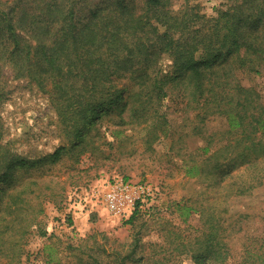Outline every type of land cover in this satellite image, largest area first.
Instances as JSON below:
<instances>
[{
	"label": "trees",
	"instance_id": "trees-1",
	"mask_svg": "<svg viewBox=\"0 0 264 264\" xmlns=\"http://www.w3.org/2000/svg\"><path fill=\"white\" fill-rule=\"evenodd\" d=\"M196 1L13 0L7 8L0 4V106L6 70L15 79L35 83L49 95L79 155L93 138L90 132L109 114H115L119 125L151 127L155 134L147 138V145L173 135L171 120L162 110L171 98L184 105V112H194L189 136H203L209 116L225 119L223 143L211 133L205 146L195 150L202 161L192 154L190 161H183L186 175L198 176L222 199L199 208L178 203L184 222L191 213L200 215L203 228L196 236L164 230L163 242L144 243L138 236L107 249L90 235L66 247L74 264H168L173 253H187L195 264H264V233L244 234L235 257L228 243L242 232L237 226L242 214L230 209L228 199L246 195L264 182V104L255 89L237 78L238 71L264 73V0H229L214 16L202 12ZM126 77L133 82L130 88L114 83ZM4 136L0 113V264H21L32 228L46 235L40 221L44 203L62 202L63 197L55 188H50L53 195L44 194L39 181L20 178L18 172L54 164L65 147L28 156L4 143ZM241 168L243 173L232 174ZM139 203L128 212L131 226Z\"/></svg>",
	"mask_w": 264,
	"mask_h": 264
},
{
	"label": "rangeland",
	"instance_id": "rangeland-1",
	"mask_svg": "<svg viewBox=\"0 0 264 264\" xmlns=\"http://www.w3.org/2000/svg\"><path fill=\"white\" fill-rule=\"evenodd\" d=\"M12 1L0 0V4L7 8ZM195 3L200 4L207 16H214L216 9L225 8L229 0H197ZM237 78L243 86L255 89L264 104V73L238 71ZM114 83L127 88L133 85L127 77L115 79ZM4 84L5 99L0 106L5 130L3 142L28 156L49 154L59 146L65 147L54 164L18 172L20 178L25 175L39 181L45 189L44 194L53 195L50 188H55L54 191L62 193L63 197L62 202L44 203L40 221L46 235L40 236L38 230L32 228L33 234L25 244L21 264H74V258L69 257L71 251L66 247L77 246L90 235H95L96 241L107 245V249L119 248L120 244L129 243L138 236L144 243L163 242L166 240L164 230L194 237L203 228L201 217L191 213L184 222L178 203L188 202L199 208L206 201L222 200L218 199L221 194L207 189L198 176L186 175L187 165L183 161H190L191 154L202 161L201 152L195 150L205 146L209 134L217 133V142L223 139L222 132L226 128L223 117H207L203 136H189L186 133L190 132L195 120L194 112L181 110L184 105L174 98L165 100L162 110L171 120L174 134L161 136L147 145V138L152 140L155 134L151 127L143 123L119 125L115 114H109L97 124L98 130L90 132L93 138L86 145V151L79 155L78 147L71 148L46 92L28 79H15L9 70L5 71ZM159 133L160 130L156 132ZM243 172L241 168L232 174ZM118 179L143 184L150 190L149 197L139 203L132 226L128 224L131 213L112 215L101 201L105 188ZM228 202L234 213L242 214L237 222L242 232L233 234L228 242L235 257L240 252L244 234L264 233V182L246 195L230 197ZM168 264L195 263L187 253H173Z\"/></svg>",
	"mask_w": 264,
	"mask_h": 264
},
{
	"label": "built area",
	"instance_id": "built-area-1",
	"mask_svg": "<svg viewBox=\"0 0 264 264\" xmlns=\"http://www.w3.org/2000/svg\"><path fill=\"white\" fill-rule=\"evenodd\" d=\"M149 194V188L143 184H132L118 179L105 188L101 201L112 215L124 216L137 203L149 197Z\"/></svg>",
	"mask_w": 264,
	"mask_h": 264
}]
</instances>
